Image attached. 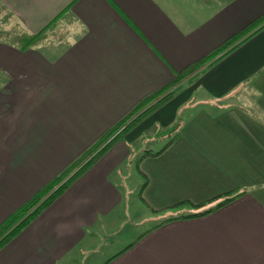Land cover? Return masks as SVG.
<instances>
[{
	"label": "crops",
	"instance_id": "crops-1",
	"mask_svg": "<svg viewBox=\"0 0 264 264\" xmlns=\"http://www.w3.org/2000/svg\"><path fill=\"white\" fill-rule=\"evenodd\" d=\"M0 5L23 34L66 36L21 48L0 34V224L141 99L264 14V0ZM196 82L202 99L177 94L145 118L0 248V264H264V27ZM233 191L244 194L165 221Z\"/></svg>",
	"mask_w": 264,
	"mask_h": 264
},
{
	"label": "trees",
	"instance_id": "trees-1",
	"mask_svg": "<svg viewBox=\"0 0 264 264\" xmlns=\"http://www.w3.org/2000/svg\"><path fill=\"white\" fill-rule=\"evenodd\" d=\"M262 27H264V14L251 21L238 33L229 37L210 54L192 63L177 73L168 84L141 99L134 106V108H132L127 114H125V116H123L118 122L109 128L78 160L71 163L58 176L44 185L29 200L16 209L0 224V248L13 237H15L43 209L49 206L60 194H62L77 178L83 175L111 148V146H113L117 141L122 139L127 133L133 130L145 118L172 100L176 89L180 88L184 82L191 84L199 74L206 70L208 66L228 54L243 41L254 35ZM44 37L45 30H42L36 34H23L15 42L21 48H28L43 40ZM179 127L180 123H177L174 126L162 131L160 134L163 136L172 137L171 140L161 150L153 153L149 152L148 154L154 156L160 154L178 135ZM144 184L142 185L141 189L143 188ZM243 194L244 191H233L226 193L220 196L222 199L217 201L211 207L188 215L172 216L165 221L208 214ZM205 204L206 203L196 205L195 208H201Z\"/></svg>",
	"mask_w": 264,
	"mask_h": 264
},
{
	"label": "rangeland",
	"instance_id": "rangeland-1",
	"mask_svg": "<svg viewBox=\"0 0 264 264\" xmlns=\"http://www.w3.org/2000/svg\"><path fill=\"white\" fill-rule=\"evenodd\" d=\"M3 32L7 34V35L4 34L3 35L4 37L9 38L10 41H13V40L16 41L20 36L23 35L24 29L22 25L16 21V19L12 16V14L8 12L3 6L0 5V34ZM55 33L56 34L54 35L53 33V36H52L51 29H48L45 34L46 38L43 41L45 42L48 39V37H51L53 40L56 36H58V38L61 40H65L66 36L64 37L65 35L64 32L61 31V32H55ZM38 43H41V42L39 41ZM38 43L34 45H37ZM198 76L194 79V81L191 84H187V82H184L180 88L176 89L175 95L178 94L182 97V96H186L189 94L191 95L190 97H192L193 100L195 99L196 101H198L199 99H202V97L204 96L200 92L198 93L194 91L198 83L196 82ZM239 95H241V93ZM239 95H237V93H234L233 98L231 99L234 102V103L232 102L233 103L232 105L236 106V104L240 102ZM159 133H161V131H159ZM144 141H151V140L145 139ZM148 143L150 147L152 148L156 147V145L153 142H148Z\"/></svg>",
	"mask_w": 264,
	"mask_h": 264
}]
</instances>
